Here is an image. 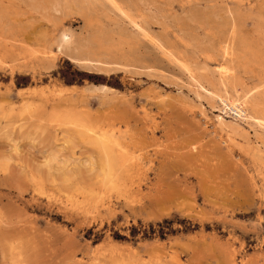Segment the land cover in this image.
Returning a JSON list of instances; mask_svg holds the SVG:
<instances>
[{"label":"rangeland","instance_id":"1","mask_svg":"<svg viewBox=\"0 0 264 264\" xmlns=\"http://www.w3.org/2000/svg\"><path fill=\"white\" fill-rule=\"evenodd\" d=\"M112 3L0 0V264H264V0Z\"/></svg>","mask_w":264,"mask_h":264},{"label":"bare ground","instance_id":"2","mask_svg":"<svg viewBox=\"0 0 264 264\" xmlns=\"http://www.w3.org/2000/svg\"><path fill=\"white\" fill-rule=\"evenodd\" d=\"M110 3H112V0H110ZM114 4H113V6H114ZM127 8H129V7H127ZM127 8L125 7L124 10H126ZM118 10H119V8H118ZM128 10H130V9H128ZM118 12H121V11H118ZM123 16H125V15L123 14ZM67 42L68 41H66V43ZM77 48L78 47H76V49ZM82 49H84V48L82 47ZM81 50L78 49L77 51H81ZM84 51H85V49H84ZM74 52H76V51L74 50ZM83 52L81 51L82 54H83ZM78 53H80V52H78ZM87 53H88V51H87ZM77 55L81 58L84 56V54H83V56H80L79 54H77ZM78 56H76V57H78ZM89 56H87V57H89ZM254 57H256V56H254ZM257 62L259 63L260 67L264 69V59L261 58ZM220 74L221 75H220L218 82H215V83L210 82L211 86H212V91L207 92V93H209L208 94L209 98L212 99L213 102L217 103V105H214L213 107L218 108L221 111L226 110V109H229L231 111L233 110L234 113L237 114V117H234L233 121H227L224 119L223 116H218V124L220 125V127L226 128V130H228V132H230V135H231V133L234 134V133H237L238 131H240V122L241 121L242 122L243 121L251 122L253 124L263 126L264 125V118H263L264 117V88L262 90H258L257 89L258 85H254L251 87L245 86L244 83L238 77L233 75L234 73H233L232 67H230V66H225V67L221 68ZM195 80L197 82H199L198 78H195ZM259 80H260L259 81L260 83H256V84L262 85L264 83V74L261 75ZM238 87H240L241 89L239 90ZM218 103L221 104L222 106L218 107ZM101 142H102V140H101ZM104 142L105 141L103 140L102 143H104ZM101 147L102 148L104 147V149H105V151H103L104 156H105V154L108 153L109 149H107V151H106L105 146L101 145ZM111 152L113 154V151H111ZM111 152H110V154H111ZM107 157H108V154H107ZM107 157L105 156L106 164H108V161H110L112 159V157H111V159H109ZM114 159H115V157H114ZM111 162H112V160H111ZM114 162H115V160H114ZM108 166L110 167V165H108ZM111 170L112 169H110L109 171H111Z\"/></svg>","mask_w":264,"mask_h":264}]
</instances>
